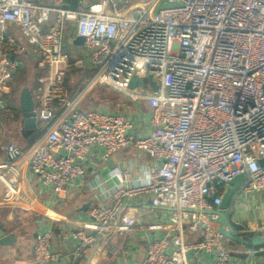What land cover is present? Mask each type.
Returning a JSON list of instances; mask_svg holds the SVG:
<instances>
[{
    "label": "built area",
    "instance_id": "obj_1",
    "mask_svg": "<svg viewBox=\"0 0 264 264\" xmlns=\"http://www.w3.org/2000/svg\"><path fill=\"white\" fill-rule=\"evenodd\" d=\"M132 11L0 0V113L20 67L7 50L34 56L41 83L33 106L41 132L25 148L0 144V208L28 204L19 185L24 173L60 204L97 161L133 146L152 160L147 177L117 172L111 202L89 208L86 224L64 228L59 241L73 257L103 241L114 224L133 226L124 207L138 199L167 212L139 264H264V244L236 261L216 223L224 188L238 174L247 173L243 192H264V0H142ZM9 21L25 44L6 35ZM69 30L82 40V57L73 62L76 48L64 47ZM71 65L87 70L84 85L70 91L64 76ZM149 75L156 90L130 86ZM96 84L125 94L137 112L82 110L80 100ZM54 240L38 223L33 264H62Z\"/></svg>",
    "mask_w": 264,
    "mask_h": 264
},
{
    "label": "crops",
    "instance_id": "obj_2",
    "mask_svg": "<svg viewBox=\"0 0 264 264\" xmlns=\"http://www.w3.org/2000/svg\"><path fill=\"white\" fill-rule=\"evenodd\" d=\"M33 1L41 5L78 11H81L91 3H101L104 12L122 10V12L128 14L134 12L132 8H139L142 5V0H120L124 4L119 7L112 0ZM4 29L6 35L11 36L16 44H25V39L20 35L18 27L14 23L5 22ZM64 43L67 51H72V49L76 48L77 53L72 55L70 62H73L75 57H82V53L80 52L82 40L72 30H69L65 35ZM7 52L12 59L20 63V67L4 94L6 107L0 113V144L15 142L19 147L25 148L31 143L30 140L35 133V129L23 128L19 107V93L22 88L27 87L31 92L35 105V95L41 86L38 79L39 71L34 56L28 53L12 54L11 50H7ZM79 70L81 69L71 65L65 73L64 82L68 80V83H71V85L67 86L68 90L70 88L73 90L78 86L80 80H82V73ZM17 77L20 78L19 83L25 82L24 84L26 85L20 87L17 84V86L14 83ZM79 106L82 109L80 104ZM139 109L143 111L147 110L144 106H139ZM14 115H17V117L15 118ZM14 130L17 132L13 133ZM3 157L4 154L0 152V159ZM151 163L150 157L144 155L133 146L118 149L107 160L97 161L96 169H87L82 177L81 187L70 191L60 204L51 202L48 194L40 193L35 179L27 177V173H24V177L20 180L19 185L25 194L28 204L24 202L18 208H0V227L6 228L5 232H1L0 230V236L9 232L15 234L11 244L0 243V264H33L31 257L35 230L38 223L42 221L51 229L53 238L55 239L54 242L57 243V248L64 255L62 264H73L80 256V264H84L90 255L92 259L95 251L92 247L84 249V262H82V251L78 257H73L69 249L64 248L62 242L59 241L64 228L68 227L69 223L74 226L86 224L89 208L94 205L109 204L111 202V190L117 181L115 177L117 172L127 169L131 178L144 180L147 177ZM33 194H37L36 199H32ZM125 209L135 219L133 226L121 229L120 223L114 224L107 232L106 238L97 243L95 249L99 248V252L93 262L91 263L90 259L89 263L139 264L142 262L145 256L147 241L160 232L155 226H159L166 220L167 212L161 208L151 207L147 200L140 202L138 199L126 202ZM230 211L232 212V219L244 226V229L241 231L242 235L251 236L255 230L264 233V192L246 193L239 188L230 205ZM239 246L241 244L227 245L228 252L236 261L246 258L257 247L242 245L246 247L244 249ZM112 247L118 250L117 254H111L110 249ZM260 254L254 251L255 257H259Z\"/></svg>",
    "mask_w": 264,
    "mask_h": 264
},
{
    "label": "water",
    "instance_id": "obj_3",
    "mask_svg": "<svg viewBox=\"0 0 264 264\" xmlns=\"http://www.w3.org/2000/svg\"><path fill=\"white\" fill-rule=\"evenodd\" d=\"M13 23L12 21H9ZM142 82L143 86H146L147 83L150 84L152 90H156V84L151 80L149 75L145 80L133 78L130 86H135L136 82ZM34 101L30 90L27 87H24L20 90L19 93V107L22 115V125L24 129L33 128L35 133L32 136L30 142L41 132V130L36 129L34 111H33ZM259 164L264 165V158L259 159ZM247 177L246 172H242L232 178L224 188L222 193L221 202L218 206V219L217 226L222 234L226 238V243L228 246H233L235 244H241L248 247H256L264 244V233H261L259 230H255L251 236H244L241 234V231L244 229V226L235 222L231 218V214L228 209L232 204L236 193L238 192L241 184L245 181ZM1 232H5L6 228L1 226ZM15 234L13 232L6 233L0 236V243L2 244H11L14 240ZM98 243V242H97ZM96 244L92 246V249L95 250ZM261 252H258L260 254ZM91 259V255L85 260L84 264H88Z\"/></svg>",
    "mask_w": 264,
    "mask_h": 264
},
{
    "label": "rangeland",
    "instance_id": "obj_4",
    "mask_svg": "<svg viewBox=\"0 0 264 264\" xmlns=\"http://www.w3.org/2000/svg\"><path fill=\"white\" fill-rule=\"evenodd\" d=\"M112 2L116 3L117 7L124 4L120 0H112ZM84 70H87V69L84 68L83 70L81 69L79 71L80 73H82ZM19 77L16 78L14 83L16 85L18 84L20 87H23V85L25 86L26 85L24 84L25 82H20V83L18 82L21 78ZM83 85H84V80H80V83L78 84V86L82 87ZM109 99H111V102H108ZM79 104L81 105L83 110H87L92 105L93 106L91 108L96 107L98 109L101 108L107 111L109 110L113 112H128L131 114L137 112L138 110L137 103L131 101L130 98H128L125 94L119 91L113 90L109 86L99 85V84H96L92 86L91 88H89V90L86 92V94L84 95V97L82 98ZM16 132L17 131L15 130L13 131V133H16ZM239 247H242L244 249L246 248V247H243L242 245Z\"/></svg>",
    "mask_w": 264,
    "mask_h": 264
},
{
    "label": "trees",
    "instance_id": "obj_5",
    "mask_svg": "<svg viewBox=\"0 0 264 264\" xmlns=\"http://www.w3.org/2000/svg\"><path fill=\"white\" fill-rule=\"evenodd\" d=\"M68 82H69L68 80H65L64 85L65 86L71 85V83H68ZM70 90H72V89L70 88ZM108 102H111V99H109ZM14 117L16 118L17 115H14ZM83 251H84V249L82 250V262H84V260H85V258L83 256ZM98 252H99V248H96L95 251H94V253H93V257H92V259L90 261L91 263L93 262V260H94V258H95V256L97 255ZM80 258H81V256H80ZM80 258L78 257L73 264H80L79 263L80 262ZM91 263H89V264H91ZM94 264H96V263H94Z\"/></svg>",
    "mask_w": 264,
    "mask_h": 264
}]
</instances>
